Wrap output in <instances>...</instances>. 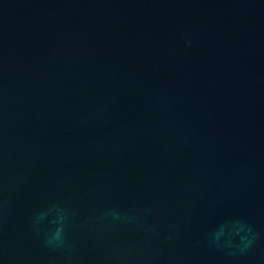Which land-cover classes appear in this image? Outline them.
<instances>
[{
	"label": "water",
	"instance_id": "95a60500",
	"mask_svg": "<svg viewBox=\"0 0 264 264\" xmlns=\"http://www.w3.org/2000/svg\"><path fill=\"white\" fill-rule=\"evenodd\" d=\"M0 264H264V0H0Z\"/></svg>",
	"mask_w": 264,
	"mask_h": 264
}]
</instances>
